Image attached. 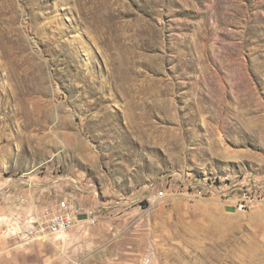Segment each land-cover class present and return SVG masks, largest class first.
Instances as JSON below:
<instances>
[{
  "label": "rangeland",
  "instance_id": "1",
  "mask_svg": "<svg viewBox=\"0 0 264 264\" xmlns=\"http://www.w3.org/2000/svg\"><path fill=\"white\" fill-rule=\"evenodd\" d=\"M230 179H264V0H0V264H264V199L198 193Z\"/></svg>",
  "mask_w": 264,
  "mask_h": 264
},
{
  "label": "built area",
  "instance_id": "2",
  "mask_svg": "<svg viewBox=\"0 0 264 264\" xmlns=\"http://www.w3.org/2000/svg\"><path fill=\"white\" fill-rule=\"evenodd\" d=\"M244 180H247V178L244 177ZM206 190L224 191L223 198L225 201L238 211H243L253 207L264 199V179L261 183L252 180L245 181L244 183L231 181V179L226 182L215 180L212 184H205V188L199 190L198 193L202 194ZM162 193L163 191H160L157 194L161 195ZM47 211L45 219L40 221L41 230L53 237H60L69 232L74 225L76 216L80 214L79 210L77 211L72 202L67 198L61 199L54 209ZM86 220L89 223L94 222V219L89 215ZM31 223L34 224V222Z\"/></svg>",
  "mask_w": 264,
  "mask_h": 264
}]
</instances>
